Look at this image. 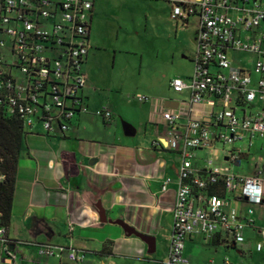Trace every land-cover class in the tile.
Masks as SVG:
<instances>
[{
    "label": "built area",
    "instance_id": "2783aa9c",
    "mask_svg": "<svg viewBox=\"0 0 264 264\" xmlns=\"http://www.w3.org/2000/svg\"><path fill=\"white\" fill-rule=\"evenodd\" d=\"M172 2L174 18H197V51L192 75L170 82L176 92L189 90L190 97L177 109L164 107L161 112L169 127L166 146L178 150L182 161L170 250L160 264H188L189 237L212 240L224 232L234 243L243 244L245 229L255 225L254 207L264 203V158L252 176H243L233 172L230 162L241 164V155L250 149L223 148L215 158L198 153L210 152L216 142L233 145L247 138L251 147L255 137L264 139V0ZM93 5V0H0V111L22 119L25 128L41 124L48 133H65L75 117L89 111L84 64ZM232 51L253 54L252 66ZM136 98L150 99L141 94ZM257 103L263 105L251 109ZM201 104L206 108L199 110ZM198 111L202 115L196 116ZM97 114L106 120L112 117L106 107ZM155 144L163 146L161 140ZM5 178L0 158V183ZM220 179L226 196L209 193ZM170 180L166 179L163 190ZM235 195L249 204L244 218L232 206ZM2 217L0 210V264H16L18 256L12 249L16 241L9 237ZM260 232L264 236V226ZM262 245L258 243L257 249ZM38 248L46 256L67 255L74 262L85 257L61 245L39 244ZM225 263L241 264L228 257Z\"/></svg>",
    "mask_w": 264,
    "mask_h": 264
},
{
    "label": "crops",
    "instance_id": "0c3cea01",
    "mask_svg": "<svg viewBox=\"0 0 264 264\" xmlns=\"http://www.w3.org/2000/svg\"><path fill=\"white\" fill-rule=\"evenodd\" d=\"M93 2L89 54L84 64L87 76L84 96L89 111L75 117L65 133H48L41 124L26 128L8 225V235L16 241L12 246L18 256L16 264H160L164 261L161 256L149 259L147 255L157 252L162 235L172 234L182 155L166 146L169 127L161 112L164 107L172 108L166 107L167 100L178 101L177 109L185 99L168 96L167 92L145 101L129 95L105 105L91 99L94 92L88 93L91 79L87 70L91 57L95 58L93 50L99 46L93 40L96 4ZM196 33L197 27L195 42ZM104 107L112 112L109 120L97 114ZM198 108L206 106L201 104ZM195 115L202 113L198 111ZM124 123L132 126L133 135L126 134ZM157 140L163 146L156 145ZM200 151L204 150H199V154ZM167 178L171 180L163 190ZM239 200L244 204L239 208L244 218L249 204L236 195L232 202ZM255 208V225L245 229L243 244L234 243L224 232L212 240L193 235L186 241L185 256L187 243L200 237L215 248L233 250L234 260L228 257L233 263L263 264L264 241L258 237L264 238L260 232L264 226V203ZM119 219L143 234L154 236L155 251L149 252L153 246L149 247L141 238L127 235L114 222ZM258 243L263 244L261 250L257 249ZM39 244L74 248L85 257L74 262L67 255L61 259L46 256L40 253ZM105 244L110 246L111 254L99 253ZM225 258L220 264H226Z\"/></svg>",
    "mask_w": 264,
    "mask_h": 264
},
{
    "label": "rangeland",
    "instance_id": "374dc122",
    "mask_svg": "<svg viewBox=\"0 0 264 264\" xmlns=\"http://www.w3.org/2000/svg\"><path fill=\"white\" fill-rule=\"evenodd\" d=\"M95 3L93 40L99 46L93 50L95 58L91 57L87 70L91 79L87 92L90 95L94 92L91 99L105 105L130 96L136 100L137 94L158 98L167 92L168 96L188 100L189 90L176 92L168 83L177 76L187 80L193 71L191 58L197 51L194 40L197 18L191 17L189 22L174 18V6L169 0H95ZM231 55L250 66V61L255 59L248 52L232 51ZM257 104L251 109L257 110L263 105ZM252 142L251 147L247 138L233 145L216 142L210 152L200 151L199 155L215 158L223 148L250 149L248 155H241V164H230L234 173L252 176L255 165L264 158V139L255 137ZM242 202L233 201L232 206L244 207ZM170 239L171 233L162 235L157 252L148 254L147 258L161 256L166 260ZM258 239L264 241L261 236ZM232 252L223 246L215 248L200 237L187 243L186 248L188 264H220L225 256L234 260Z\"/></svg>",
    "mask_w": 264,
    "mask_h": 264
},
{
    "label": "trees",
    "instance_id": "16d2710c",
    "mask_svg": "<svg viewBox=\"0 0 264 264\" xmlns=\"http://www.w3.org/2000/svg\"><path fill=\"white\" fill-rule=\"evenodd\" d=\"M25 134L26 128L22 119L0 111V158L1 168L6 176L5 180L0 183V210L3 213V222L7 227L11 221L18 161ZM209 193L226 196L228 193L223 179L209 188ZM99 253L111 254L110 246L105 244Z\"/></svg>",
    "mask_w": 264,
    "mask_h": 264
},
{
    "label": "water",
    "instance_id": "95a60500",
    "mask_svg": "<svg viewBox=\"0 0 264 264\" xmlns=\"http://www.w3.org/2000/svg\"><path fill=\"white\" fill-rule=\"evenodd\" d=\"M178 104H179L178 101H173V100H167L166 101V107L176 108ZM124 127H125L127 135H133L134 134V131H132L133 128L130 124L124 123ZM114 222L119 224L120 226H122L127 235H129V236L135 235V236L141 238L143 241H145L149 245V247L153 246V249L149 250V252L155 251L154 245H155L156 238L154 236L146 235V234L139 232L133 226H131L130 224H128L127 222H125L122 219L116 220Z\"/></svg>",
    "mask_w": 264,
    "mask_h": 264
}]
</instances>
